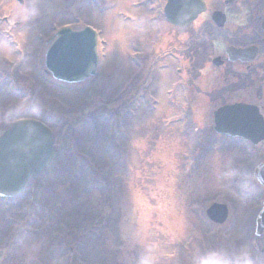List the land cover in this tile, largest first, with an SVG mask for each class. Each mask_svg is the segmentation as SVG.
<instances>
[{
    "label": "rangeland",
    "instance_id": "obj_1",
    "mask_svg": "<svg viewBox=\"0 0 264 264\" xmlns=\"http://www.w3.org/2000/svg\"><path fill=\"white\" fill-rule=\"evenodd\" d=\"M148 1L0 0V30L10 34L0 37V136L14 122L43 118L56 150L52 166L15 204L0 202V264H58L67 253L73 256L68 264H206L204 247L211 251L215 238L221 246L213 264H221L227 254L236 259L235 240L250 235L225 225L215 235L199 212L216 194L234 198L231 208L236 201L228 176L241 151L211 137L213 113L235 102L264 109V85L237 86L209 64L212 51L204 53V66L182 69L165 45L170 27L157 17L155 0ZM66 24L74 31L89 26L104 43L102 69L70 87L77 91L65 90L44 71L47 41ZM140 49L149 64L145 74L155 73L147 88L144 70H136ZM141 90L148 101L157 97L152 112L143 106ZM172 93L177 98H169ZM181 100L193 119L178 110ZM112 111L115 141L110 121L97 117ZM186 123L188 137L179 129Z\"/></svg>",
    "mask_w": 264,
    "mask_h": 264
},
{
    "label": "flooded vegetation",
    "instance_id": "obj_2",
    "mask_svg": "<svg viewBox=\"0 0 264 264\" xmlns=\"http://www.w3.org/2000/svg\"><path fill=\"white\" fill-rule=\"evenodd\" d=\"M165 1L155 0L159 14L157 17L160 22L163 21L162 8ZM203 1L206 11L198 15L190 24L182 28L167 24L171 30L168 35L170 42L167 44V39H162L166 41L168 54L182 69L192 70L198 66H204L206 61L203 60L204 53L212 51L214 55L209 58V64L218 70H224L227 76L233 77L234 84L237 86L264 85V0ZM158 36L162 37V35ZM161 42L164 44L163 41ZM143 44L145 45H142L143 48L147 45H150L149 49L153 48V44ZM138 52L145 53L144 50ZM216 59L218 66L213 63ZM147 69H149V64L144 60L142 75ZM152 76L155 77V73H152ZM227 76L225 78H229ZM145 81L146 74L144 83ZM173 97L177 98L172 94ZM238 103L255 106L264 119L263 107L245 102L232 104ZM214 136L220 141L223 140L221 142L224 144L223 148L231 146L240 148L239 159L241 161L234 165L231 175L228 176L229 182L232 183V196L234 192L236 201H234L232 211L230 206L234 198L226 196L225 193L216 194V198L207 200L201 209L200 220L208 227H213L216 235L224 225L226 229L246 228L249 232L248 237L245 234V239L235 240V247L238 250L236 259H232L234 256L230 254L223 258L228 261V264H244L245 259H250L252 264H264V222L260 220L264 213V173L261 174L264 171V157L259 149V147L264 148V139L252 144L242 137L225 136L226 139L224 135ZM215 204L225 207V220L222 224L213 223L207 215V210ZM242 208H244L243 212L239 213ZM232 234L237 235L239 232L235 231ZM215 242L216 251L221 246V242L216 238ZM215 257L217 254L214 252L210 255L209 259L212 261H208V264H213Z\"/></svg>",
    "mask_w": 264,
    "mask_h": 264
},
{
    "label": "water",
    "instance_id": "obj_3",
    "mask_svg": "<svg viewBox=\"0 0 264 264\" xmlns=\"http://www.w3.org/2000/svg\"><path fill=\"white\" fill-rule=\"evenodd\" d=\"M193 1L191 12L194 10L195 16L201 11L197 0H168L164 10L167 20L179 26L186 25L193 15L188 18L190 12L184 2L190 4ZM96 62L95 38L89 29L60 31L45 57V66L53 77L68 83H79L95 75ZM240 111L245 112V107L219 109L214 114L216 126H220L223 118H239ZM53 155V137L42 124L28 121L13 124L0 137V195L13 197L20 194L28 180L49 165Z\"/></svg>",
    "mask_w": 264,
    "mask_h": 264
},
{
    "label": "clouds",
    "instance_id": "obj_4",
    "mask_svg": "<svg viewBox=\"0 0 264 264\" xmlns=\"http://www.w3.org/2000/svg\"><path fill=\"white\" fill-rule=\"evenodd\" d=\"M37 13H36V10L33 9L32 12H31V15L32 16H35ZM29 17L28 16H25L24 19H28ZM141 264H148L147 261H142ZM221 264H228V261H223L221 262ZM244 264H252V261L250 259H245L244 260Z\"/></svg>",
    "mask_w": 264,
    "mask_h": 264
}]
</instances>
